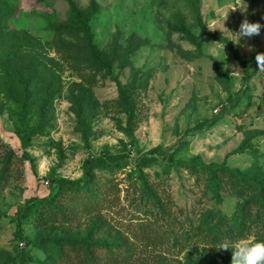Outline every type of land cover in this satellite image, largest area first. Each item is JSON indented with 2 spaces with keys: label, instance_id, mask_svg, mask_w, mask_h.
<instances>
[{
  "label": "rangeland",
  "instance_id": "1",
  "mask_svg": "<svg viewBox=\"0 0 264 264\" xmlns=\"http://www.w3.org/2000/svg\"><path fill=\"white\" fill-rule=\"evenodd\" d=\"M93 6L109 67L72 15ZM245 19L264 0H0V264H231L222 241H264V27L238 41Z\"/></svg>",
  "mask_w": 264,
  "mask_h": 264
},
{
  "label": "trees",
  "instance_id": "2",
  "mask_svg": "<svg viewBox=\"0 0 264 264\" xmlns=\"http://www.w3.org/2000/svg\"><path fill=\"white\" fill-rule=\"evenodd\" d=\"M96 11H97V6L90 7L87 12L79 9L78 7H73L72 8V15H73L74 20L79 24L80 31L83 33V35L85 36V38L87 40V43L90 46L91 53H92V56H93L95 62H97L98 64H105L107 67H109V64L104 63L99 59L96 46L93 43V35L91 32V27H90L89 21H90L91 17L95 14ZM182 30L185 33L188 40H190L196 46H200V42L198 41L197 37L191 31H189L186 28H183ZM238 60L241 63V65L243 66L244 70L247 72V68L250 65L251 61L250 60H241L240 58H238ZM245 76L247 79L248 75L246 74ZM118 88L120 91V95L122 96V99L126 103H129V99L127 97V94L121 88V84L119 81H118ZM100 164H101V158L86 160L85 164H84V180L91 179V177L93 176V169L100 166ZM57 187H58V191L61 189L75 190V188L81 187V184L78 182L74 183L73 181L62 179V180L58 181ZM262 192H264V183H262ZM53 242H54V244L59 245L58 240H53ZM91 253H92V251L89 250L88 255H90ZM77 262L79 264H82L84 262V259L79 258Z\"/></svg>",
  "mask_w": 264,
  "mask_h": 264
},
{
  "label": "clouds",
  "instance_id": "3",
  "mask_svg": "<svg viewBox=\"0 0 264 264\" xmlns=\"http://www.w3.org/2000/svg\"><path fill=\"white\" fill-rule=\"evenodd\" d=\"M262 27L264 25L259 22L250 23L245 19L236 37L239 41L241 37L251 38L259 35ZM255 59L259 71L264 72V53H257ZM218 250H231V264H264V241L249 237H241L235 241L225 239Z\"/></svg>",
  "mask_w": 264,
  "mask_h": 264
},
{
  "label": "built area",
  "instance_id": "4",
  "mask_svg": "<svg viewBox=\"0 0 264 264\" xmlns=\"http://www.w3.org/2000/svg\"><path fill=\"white\" fill-rule=\"evenodd\" d=\"M46 184H47V182H46ZM21 245H22V243H20Z\"/></svg>",
  "mask_w": 264,
  "mask_h": 264
}]
</instances>
